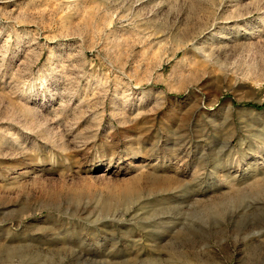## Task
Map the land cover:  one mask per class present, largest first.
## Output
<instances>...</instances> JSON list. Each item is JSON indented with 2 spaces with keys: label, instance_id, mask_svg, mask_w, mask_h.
<instances>
[{
  "label": "rangeland",
  "instance_id": "rangeland-1",
  "mask_svg": "<svg viewBox=\"0 0 264 264\" xmlns=\"http://www.w3.org/2000/svg\"><path fill=\"white\" fill-rule=\"evenodd\" d=\"M0 264H264V0H0Z\"/></svg>",
  "mask_w": 264,
  "mask_h": 264
}]
</instances>
